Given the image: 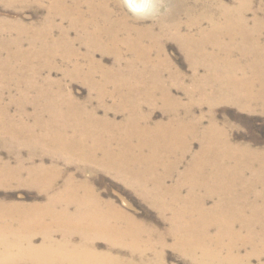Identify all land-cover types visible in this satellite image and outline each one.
Instances as JSON below:
<instances>
[{
  "label": "bare ground",
  "instance_id": "6f19581e",
  "mask_svg": "<svg viewBox=\"0 0 264 264\" xmlns=\"http://www.w3.org/2000/svg\"><path fill=\"white\" fill-rule=\"evenodd\" d=\"M231 2L170 0L162 17L139 20L125 12L122 0H21L23 5L44 8L46 17L36 26H24L28 49L18 38L13 48L2 44L1 49L23 58L17 72L26 75L17 82L35 92L32 103H47L50 118L41 122L32 116L33 127L2 118L4 134L44 135L74 166L104 170L141 198L155 200L158 213L168 215L169 229L161 233L136 221L102 202L88 182L69 176L46 205L32 208L39 216L63 219L51 223L13 219L17 208L0 205V237L3 231L34 232L38 227L46 235L62 230L64 243L37 248L27 239L23 244L7 239L12 244L0 248V264H163L159 255L155 259L151 243L159 248L168 236L177 250L199 264H253L254 259L255 264H264V150L240 145L231 151L221 146L217 152L214 144L215 137L230 135L233 129L227 119L218 121L216 106L233 102L243 111L264 116V20L255 14L248 19V13H254L250 0ZM259 8L264 18V1ZM168 42L183 54L187 73L166 53ZM104 57H111L113 64L107 66ZM51 71L92 88L100 100L111 87L109 96L118 100L112 111L124 115L129 127L123 126L118 136H108L103 143L93 139L96 131L90 123L98 120L96 112L87 109L88 102L78 105L70 92L63 95L64 83L57 85L58 92H50L51 78L43 74ZM173 89H180L185 101ZM158 105L169 118L152 123L143 109ZM0 114L6 116L1 107ZM19 114L20 119L28 118L26 110ZM63 136L75 139L63 142ZM194 141L199 150L192 153ZM187 156L191 160L185 170L168 185ZM35 157L30 154L29 161ZM7 167L0 163L1 181L11 177ZM23 168L19 158L14 171ZM26 171L30 179L35 177L26 184L42 190L50 189L55 182L49 181L57 177L41 163ZM245 173L252 177L249 187L240 190ZM258 183L262 184L255 191ZM68 232L81 235L79 243L67 242ZM94 238L106 240L109 252L97 251ZM0 244L7 243L4 239ZM117 247L126 249L130 258L113 257ZM148 253L154 254L150 262Z\"/></svg>",
  "mask_w": 264,
  "mask_h": 264
},
{
  "label": "rangeland",
  "instance_id": "374dc122",
  "mask_svg": "<svg viewBox=\"0 0 264 264\" xmlns=\"http://www.w3.org/2000/svg\"><path fill=\"white\" fill-rule=\"evenodd\" d=\"M160 1L162 2V0ZM163 1L165 4H161L160 14L153 18L154 20L162 17L167 13V9H169L168 5L170 0ZM222 1L233 3L231 2L232 0ZM263 1L264 0H250V5L254 13L249 12L247 15L248 19L255 14V16H257V18L259 17V19L262 20L261 22H263V13L259 8ZM125 12L129 14L126 9ZM45 17L46 11L44 8H37L34 5H23L21 0H0V107L4 110L6 115L0 114V163H6L8 165V170H11L10 178H6L4 181L0 180V205L3 207L12 206L17 208L16 210H18V213L11 215L14 217L13 219L32 218L45 223H51L56 219H63L61 217L49 215L39 216L32 208L34 206L46 205L50 196L55 195V193L63 189L68 177L74 176L75 180L77 179L79 182H88L90 188L96 192L102 202L112 204L131 215L136 221L154 226L159 229L157 231L166 233L169 229L167 223L169 222L168 215L162 216L158 213L161 209L153 205V202L156 203L155 200L148 197L146 199L141 198L131 187L127 186L126 183L114 178L104 170L97 169L96 171H90L87 170L88 167L82 169V165H77V167L74 166V163L68 162L62 154H59L61 150L56 148V146L50 142V139H46L44 135L39 134L37 131H33V134L18 133L15 136L4 134L2 118H8L11 121L21 120L27 127H33L35 123L32 116L41 122H45L50 118L49 112L46 109L47 103L43 100L32 103L31 101L35 96V92L33 90H28L29 87L26 85L17 82L18 80L22 81L21 79L26 75V72H17L23 58L13 57L1 49L2 44L4 46L10 45V47L13 48V43L17 38L20 41L21 47L24 50L28 49L29 45L24 38V26H36ZM165 50L176 67L181 69L184 73H187V63L178 47L174 43L168 42ZM99 57L100 55L96 56V58ZM103 61L107 66L113 64V59L111 57H104ZM48 74L51 78V82L47 83L48 88L52 89L50 92H58L59 87L57 85L62 86L61 83H64L65 86L61 87V93L63 95H67V93L70 92L78 101V105L83 106L84 103L88 102L87 109L96 112L98 120H94L90 123L91 128L96 131L93 139H98L103 143L108 136H118L120 134V129H124L123 126L129 127L128 121L124 120V115H115L112 111V109L116 107L118 100L109 96V93L112 94L111 87L105 89L106 97L100 100L97 91L82 85L80 82L64 80L63 74L59 71L44 73L43 77H46ZM21 91L26 92V94L23 96L20 95ZM173 94L182 101H185V96L180 89H173ZM31 105L34 106V109ZM59 109L64 110L63 107H59ZM108 109L109 111H105ZM23 110H26L28 114V118L26 119H20L19 113ZM143 111L150 114L152 123L166 122L169 118V116L161 110V105L153 109L145 107ZM215 114L218 121L227 119L233 127L232 131H230V135L221 134L214 138L216 139L214 144L216 145L217 152H219L221 146L227 147V151H231L233 146L237 147L240 145H249L253 150H264V116L243 111L240 109L239 105L233 102L216 106ZM104 128L108 130L106 134L101 132ZM62 139L63 142H67L66 140L73 141L75 138L63 136ZM93 139L87 141L88 147L93 144ZM191 146L192 153L199 150L197 141H194ZM234 151L238 150L236 149ZM30 154L36 156L33 163L29 161ZM19 158L20 163L24 164V170L14 171ZM39 158H42V160L40 161ZM190 160L191 156H187L184 159V162L178 167V170L171 174V178L167 182L168 185H173L177 182V177L185 170ZM40 163L44 166L46 171H53L51 173L57 176L56 180L49 181L55 182L50 189L42 190L41 187H37L36 185L26 184V182H31V179L35 178L32 177L30 179V174L26 171L27 168ZM80 169L85 171H80ZM251 177L252 174L245 173L244 181L238 183L240 190L249 187L250 182L247 181ZM260 184L262 183H258L254 187L255 191L259 190ZM181 193L182 195H186L187 190L183 189ZM198 194L202 195L203 193L199 192ZM215 202L216 200L214 199V201L207 203V207H212ZM7 216L10 217L9 215H6V217ZM46 233L47 232H43L38 227L34 232L22 230L21 233H13V231L4 233L3 231L2 235L4 237L1 236L3 238L0 237V240L5 239L7 244H0V248L12 244L8 242L7 239L23 240L22 244L25 243L27 239L28 243L37 248L41 246L53 247V245L59 247L60 244L64 243L65 236L62 230L57 231L53 229L48 235H46ZM67 237V242L71 244H77L81 240V235L71 234V232H68ZM164 239V245L159 248L158 244L153 245V243H151L156 251L155 259L159 255L163 264H199L177 250L172 245V238L168 236ZM92 245L97 251L104 253L109 252L108 249L111 248L106 240L100 238H94ZM113 252V257L117 256L123 259L130 258L128 251L124 248L117 247ZM148 257V261L150 262L154 259V254L148 253ZM255 263H257V260L254 259L253 264ZM8 264L27 263L14 262Z\"/></svg>",
  "mask_w": 264,
  "mask_h": 264
},
{
  "label": "clouds",
  "instance_id": "9594fccd",
  "mask_svg": "<svg viewBox=\"0 0 264 264\" xmlns=\"http://www.w3.org/2000/svg\"><path fill=\"white\" fill-rule=\"evenodd\" d=\"M131 16L139 20H150L160 14L159 0H122Z\"/></svg>",
  "mask_w": 264,
  "mask_h": 264
}]
</instances>
